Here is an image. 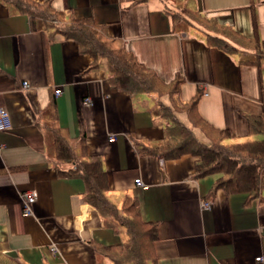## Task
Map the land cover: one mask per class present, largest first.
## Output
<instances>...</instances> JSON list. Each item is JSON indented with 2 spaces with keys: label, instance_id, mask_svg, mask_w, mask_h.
I'll return each instance as SVG.
<instances>
[{
  "label": "crops",
  "instance_id": "0c3cea01",
  "mask_svg": "<svg viewBox=\"0 0 264 264\" xmlns=\"http://www.w3.org/2000/svg\"><path fill=\"white\" fill-rule=\"evenodd\" d=\"M33 1L92 18L162 81L180 76L183 103L199 92L197 113L214 128L228 130L230 140L252 137L241 114H264V61L259 67L243 65L241 53L208 47L201 30L177 31L167 13L174 8L170 0ZM189 1L219 25L264 41V0ZM91 61L72 39L30 31L26 16L0 2V108L11 120L10 129L0 132L5 254L23 264H112L94 246L126 239L122 226H105L85 203L83 181L58 176L48 160L41 114L53 103L58 128L72 139L82 137L86 153L102 160L108 200L120 208L124 198H133L141 220L155 224L156 264H264V191L261 200L250 201L245 194L211 193L218 176L194 179V157L164 161L140 155L137 144L163 137V124L150 112L158 98L115 90L105 60L94 69ZM160 101L170 105L168 96ZM176 118L209 144L185 113ZM26 191L36 194L28 216L22 212ZM203 202L210 206L203 209Z\"/></svg>",
  "mask_w": 264,
  "mask_h": 264
},
{
  "label": "trees",
  "instance_id": "16d2710c",
  "mask_svg": "<svg viewBox=\"0 0 264 264\" xmlns=\"http://www.w3.org/2000/svg\"><path fill=\"white\" fill-rule=\"evenodd\" d=\"M146 2L147 0H140ZM174 6L167 10L177 31L195 27L206 34V45L224 53H241L240 63L259 67L264 61V41L256 36L247 38L231 28L208 19L190 4L189 0H170ZM186 1V3H184ZM12 13L27 17L30 31L47 34L50 39L60 35L72 39L80 54L92 59L90 68H98L105 60L108 81L111 87L130 96L154 94L157 104L152 108V117L163 124V137L158 142L136 145L140 155L158 160H176L182 156L194 157L193 178L218 176L211 193L223 190L227 194H245L247 200L262 199L264 191V114L253 116L241 114L248 135L256 139L230 143L226 129H216L197 113L200 93L183 103L178 93L182 79L175 76L171 81H162L156 73L147 69L115 38H110L92 18H76L68 12L57 11L49 1L0 0ZM168 96L170 105L160 101ZM50 103L42 112L43 129L48 143L47 157L55 164L57 175L65 178H80L85 186L83 199L96 209L104 225L113 228L122 226L126 239L116 246H94L96 253L107 257L112 264H156L153 242L156 239L155 224L141 220L136 201L124 198L120 208L106 197L109 189L108 175L102 160L85 151L84 139L70 138L56 124V112ZM183 112L192 127L198 128L208 139L205 145L198 141L192 129L176 118ZM143 242L144 244L140 245ZM144 248V254L138 248ZM6 247L0 243V264H23L5 254Z\"/></svg>",
  "mask_w": 264,
  "mask_h": 264
},
{
  "label": "built area",
  "instance_id": "2783aa9c",
  "mask_svg": "<svg viewBox=\"0 0 264 264\" xmlns=\"http://www.w3.org/2000/svg\"><path fill=\"white\" fill-rule=\"evenodd\" d=\"M27 86H28L27 82H23V87L27 88ZM54 94L58 96L60 92L55 91ZM10 126H11V120H10V116L8 112L4 110L3 108H0V132L7 131L8 129H10ZM135 183L140 185L139 180H135ZM22 198H23L22 212L24 215L28 216L31 214V208H32V204L35 201L36 194L33 191H26V192H23ZM209 206H210L209 202L202 203L203 209L208 208ZM51 251L54 252L55 248H51ZM255 260L263 261V258L257 257Z\"/></svg>",
  "mask_w": 264,
  "mask_h": 264
},
{
  "label": "rangeland",
  "instance_id": "374dc122",
  "mask_svg": "<svg viewBox=\"0 0 264 264\" xmlns=\"http://www.w3.org/2000/svg\"><path fill=\"white\" fill-rule=\"evenodd\" d=\"M163 102L164 103H167L168 102V99L166 97H164L163 99ZM196 137L198 138L199 141L203 142V143H208L205 138L203 137V135H201L198 131L196 132ZM248 139H256L255 137H249V138H246L244 140H248ZM244 140H241V141H244ZM231 142H240V141H234V140H230ZM144 244L143 242L140 243V245ZM140 250L141 253L144 254V248L142 246H140V248H138Z\"/></svg>",
  "mask_w": 264,
  "mask_h": 264
}]
</instances>
